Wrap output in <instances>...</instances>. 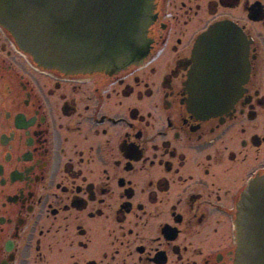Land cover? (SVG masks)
Returning a JSON list of instances; mask_svg holds the SVG:
<instances>
[{"label":"flooded vegetation","instance_id":"af4514ba","mask_svg":"<svg viewBox=\"0 0 264 264\" xmlns=\"http://www.w3.org/2000/svg\"><path fill=\"white\" fill-rule=\"evenodd\" d=\"M221 22L250 69L202 114L192 51ZM135 41L116 69L65 71L0 20V264H238L237 206L264 175V0H147Z\"/></svg>","mask_w":264,"mask_h":264},{"label":"water","instance_id":"95a60500","mask_svg":"<svg viewBox=\"0 0 264 264\" xmlns=\"http://www.w3.org/2000/svg\"><path fill=\"white\" fill-rule=\"evenodd\" d=\"M146 1L0 0V20L42 65L113 70L132 57ZM241 33L221 22L203 35L197 52L195 42L187 83L198 112H223L234 104L250 69ZM237 72H243L241 78ZM236 226L238 264H264V175L252 178L244 190Z\"/></svg>","mask_w":264,"mask_h":264}]
</instances>
